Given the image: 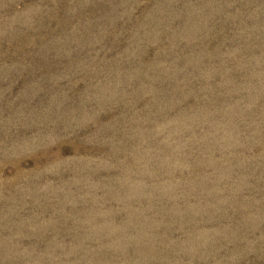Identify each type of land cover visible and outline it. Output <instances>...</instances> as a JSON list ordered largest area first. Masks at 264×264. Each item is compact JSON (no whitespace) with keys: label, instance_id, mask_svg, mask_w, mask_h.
Here are the masks:
<instances>
[{"label":"rangeland","instance_id":"obj_1","mask_svg":"<svg viewBox=\"0 0 264 264\" xmlns=\"http://www.w3.org/2000/svg\"><path fill=\"white\" fill-rule=\"evenodd\" d=\"M0 264H264V0H0Z\"/></svg>","mask_w":264,"mask_h":264}]
</instances>
